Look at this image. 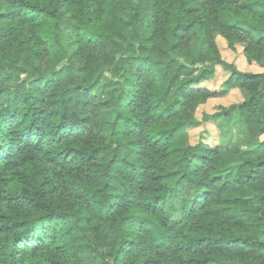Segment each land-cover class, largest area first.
<instances>
[{
	"label": "trees",
	"instance_id": "obj_1",
	"mask_svg": "<svg viewBox=\"0 0 264 264\" xmlns=\"http://www.w3.org/2000/svg\"><path fill=\"white\" fill-rule=\"evenodd\" d=\"M263 59L264 0H0V264H264V154L189 132L264 137Z\"/></svg>",
	"mask_w": 264,
	"mask_h": 264
},
{
	"label": "rangeland",
	"instance_id": "obj_2",
	"mask_svg": "<svg viewBox=\"0 0 264 264\" xmlns=\"http://www.w3.org/2000/svg\"><path fill=\"white\" fill-rule=\"evenodd\" d=\"M200 30L194 28L190 35L191 52L198 56L201 52L206 50L200 41ZM217 45L219 47L223 61L229 65L234 66L242 72H261L263 68L256 62H249L243 53V49L239 48L237 52L232 51L228 43L222 38H217ZM264 60V59H263ZM197 67H200L197 65ZM230 77V72L222 66L216 69V75L213 79L203 84V86L211 89H224V84ZM247 92L234 90L224 98L210 100L206 105L202 106L197 117L202 120V124L196 128L189 129L192 144L198 143L201 139L211 145L221 142L223 147L227 150H238L244 156L251 158H258L264 154V137L259 138L256 142L250 140L247 134L244 120L239 111H235L230 118L221 117L217 120L204 121L203 115L214 114L219 111L220 107H228L232 104H240L245 98H248ZM85 264V262L83 263ZM86 264H92L88 260Z\"/></svg>",
	"mask_w": 264,
	"mask_h": 264
}]
</instances>
